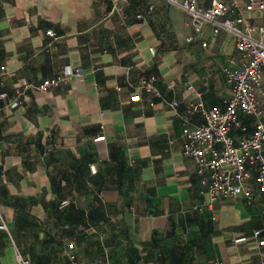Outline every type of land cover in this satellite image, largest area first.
I'll return each mask as SVG.
<instances>
[{"label":"crops","instance_id":"obj_1","mask_svg":"<svg viewBox=\"0 0 264 264\" xmlns=\"http://www.w3.org/2000/svg\"><path fill=\"white\" fill-rule=\"evenodd\" d=\"M117 8L111 0H0V214L8 228L0 264H17V252L33 264H68L71 242L94 264H264V192L255 187L250 204L236 197L201 208L194 163L182 153V121L203 122L189 105L199 98L223 107L230 97L223 70L241 63L232 36L208 30L203 49L185 42L192 30L176 7L124 0ZM244 15L264 27V13ZM67 67L81 75L28 90L10 107L23 82ZM150 77L162 97L152 105L137 88Z\"/></svg>","mask_w":264,"mask_h":264},{"label":"built area","instance_id":"obj_2","mask_svg":"<svg viewBox=\"0 0 264 264\" xmlns=\"http://www.w3.org/2000/svg\"><path fill=\"white\" fill-rule=\"evenodd\" d=\"M111 1L120 10L117 6L124 0ZM155 1L183 11L192 30L185 38L187 44L199 42L201 48H206L204 36L208 30L212 36L227 33L233 38L241 63L232 67L234 60H230L231 66L223 70L230 97L223 107L206 108L199 98L189 105V115H199L203 122L192 126L188 120L182 121V153L194 163L202 198L201 208L212 209L217 201L236 197L250 204L255 187L264 192V27L244 13H264V0H207V7L200 0ZM153 9L154 5L148 7V11ZM47 34L54 36L51 30ZM149 50L154 53L153 49ZM80 75V68L67 67L60 75L38 84L23 82L20 88L14 90L10 107H17L28 90L47 92ZM137 88L146 95L149 105L162 98L152 77L141 78ZM6 96L1 93L0 99ZM138 99L139 96L132 97L134 101ZM171 106L177 107L178 102L172 101ZM241 115L251 119L252 130H248ZM100 139L102 137L97 138ZM90 187L95 188L93 185ZM67 205L68 201L60 203L61 208ZM0 231L8 234L1 214ZM258 234V231L254 232L255 237ZM74 246V242L68 245V264H94L78 257ZM15 261L17 264H33L27 255L20 252L15 255Z\"/></svg>","mask_w":264,"mask_h":264}]
</instances>
